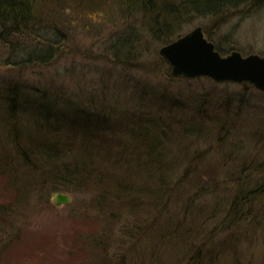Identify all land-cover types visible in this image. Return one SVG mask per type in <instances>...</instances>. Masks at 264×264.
Segmentation results:
<instances>
[{"label":"rangeland","instance_id":"obj_1","mask_svg":"<svg viewBox=\"0 0 264 264\" xmlns=\"http://www.w3.org/2000/svg\"><path fill=\"white\" fill-rule=\"evenodd\" d=\"M84 2L83 8L92 6ZM78 12L72 20L62 15L70 22L64 30L67 41L48 63L23 60L21 48H36V36L7 33L0 26V164L5 162L10 169L0 167V264H264V191L250 200L253 221L232 211L240 185L233 173H239L238 168L254 152L264 164V92L248 81L173 75L159 53L169 42L157 41L140 22V15H124L114 1L104 22L102 17ZM198 25L224 53L238 49L244 54H264V0L199 16L180 32ZM43 30L41 35L46 34ZM133 30H139L138 35ZM125 38L136 48L121 57L115 47ZM48 99L59 111L56 117L68 115L66 126L77 114L94 113L106 116L111 128L120 123L128 127L133 121H145L147 113L155 123L152 132H147L150 146L160 145L154 140L155 127L168 122L167 129L159 131L171 151L163 161L171 165L170 192L155 205L148 196L134 199V193L126 191L122 198L95 187L102 174L113 172L120 177L124 173V168L114 167L111 161L118 157L116 145L106 161L101 151L102 159H86L87 164L99 166L88 173L90 181L72 187L57 183L59 188H55L58 179L47 171L72 161L77 146L68 144L60 157L47 155V160L44 154L31 153L26 161L19 152L26 128L42 122L37 117L45 114L34 112L29 104L44 107ZM6 102L15 103V115ZM137 135H143L141 130ZM78 137L81 144L84 136ZM238 137L250 142L251 149H237L246 144ZM137 144L142 147L141 141ZM98 148L107 153L105 147ZM149 167L148 163L126 165L134 171L137 185L161 176L154 169L150 177ZM248 167L238 179L258 175L251 167L247 175ZM259 183H264V177H256L253 186ZM59 191L69 194L71 201L56 204L54 194ZM201 243L206 249L214 247L212 253L194 257Z\"/></svg>","mask_w":264,"mask_h":264},{"label":"trees","instance_id":"obj_2","mask_svg":"<svg viewBox=\"0 0 264 264\" xmlns=\"http://www.w3.org/2000/svg\"><path fill=\"white\" fill-rule=\"evenodd\" d=\"M84 1H90L92 6L83 8L82 5H85ZM112 1L120 7L122 12L126 13L124 15L128 16L130 12L136 14L135 16L140 15V22L143 21L145 27L150 29L156 40L162 41L163 43L167 41L170 42L172 37L176 33H179L186 23H190L199 16L216 15L217 13L225 12V10L227 12V10L237 8L244 3L247 4L249 1L251 3L261 2V0H57V2L56 0H0V26H2L7 33L17 32L19 34L22 33L23 35V32H29L36 36L38 39H36V48L33 46L31 47L30 45H27L28 48H21V52L24 54L23 60L28 62L35 61L48 63L55 56V53L58 52L61 47H64V43L67 41L64 30L70 27L67 25L70 22L64 17L65 15L68 19L72 20V14L75 11L78 12V10H83L88 17L98 19L102 17V22H104V19L111 14ZM55 2L57 5H54ZM55 6L57 7L55 8ZM106 8H109V12ZM54 12L57 13L56 16L53 15ZM63 14L64 16H62ZM43 29L46 31L45 35H41L40 33V30ZM138 32L139 30H133V34L138 35ZM208 34L207 36L210 38V34ZM179 35H181V32L178 36ZM210 39L212 40V38ZM40 42H46L47 44L44 47ZM215 44L222 53L225 52L221 45L217 43ZM115 48L117 49L115 52L117 54L120 52L121 56V54L124 55L132 50L134 52L136 47L134 42L130 41L129 38H125L119 40L117 47ZM12 88L14 89L15 86H12ZM10 96L15 97L12 93ZM5 105L9 107V111L15 115V103L6 102ZM29 105L34 112L36 111V113L45 112V118L44 115L43 117H37L42 120V122H37L33 128H26L27 135L25 136V139L27 141L23 138L24 145L22 146V150L21 148L19 149L18 146L19 152L22 153L21 157L24 156L26 161H28L29 155L34 153L44 154L43 156L46 160L48 158L56 159L57 157H60L63 148L65 149L68 144L70 148L72 146H77L76 151L78 152H76V157H74L72 161H63L64 163L61 166L56 164V166H52L53 169L47 171V173L49 172L47 175L58 179L53 185L55 188H59L57 183L72 187V184L80 186L85 181H90V174H93V172L90 171L97 169L99 166H95V164L93 165L91 162L87 164L86 159L100 158L98 154L101 151L100 155L103 160L106 161L104 158L109 154H113L110 150L116 145L119 146V149L117 150L118 157L111 158V161L113 162L114 167L119 169L124 168V173L120 177L117 173L113 174V172H111V174H102L101 178L96 180V183L94 184L95 187L106 189L109 194H111V192L117 193L118 195H121L122 198L126 197L124 195L126 191H128L127 193L130 195L134 193V199L137 198V196H148V199H150L149 202H154L155 205L163 200V197L170 192L172 186L168 185L167 177L168 173H170L169 170L171 169V165L170 163L165 164L163 161L171 151L166 148L165 138L160 136L164 131L163 128L167 129L165 125L168 122L163 126H161V124L158 126L159 128L161 127L162 132L159 131V128L155 127L156 132L154 140H156V144H160L157 147L156 145H148L147 139L149 138L147 137V132H152L155 123L154 120H150L151 116L147 113H145V121H139L138 124L133 121L131 122L132 125L128 127L124 123H120L119 125H114V128H111L112 126H109L108 123V121H111L106 116L107 119L94 113H88L85 117L81 113V115L77 114L75 118L68 123V126H66L67 124L64 122L69 120L68 115L64 113L63 115L56 117L59 111L56 110L55 105L51 104V99L46 100L44 107H42L40 103ZM168 114L169 116H176L171 112H168ZM135 123L137 129H134L135 126L133 124ZM110 124L112 125V123ZM190 128L193 130L198 129L196 125H191ZM79 130L84 136V140L81 144L76 141L81 134L80 132L78 133ZM137 130H141L143 135H137ZM122 133L123 138H120L119 135ZM127 134L130 136L124 138ZM238 138L245 140L246 144L241 143L237 145V149L246 147H250L251 149L252 145L250 142H247L243 137ZM139 141H141L142 147L137 144ZM161 143L163 144V148ZM17 144L19 145V142ZM98 147H105L107 153L100 150ZM250 149H248V151ZM47 155L48 158L46 157ZM183 155L185 154H181V156ZM257 156L259 157V153L254 152L251 154L246 158L247 160L244 164L242 163L243 166L240 164L241 168H238L240 172L233 173L234 180L240 184L237 185L238 193L232 204L233 214L238 216L245 215L243 218L250 219V221H253L254 219L252 218L253 215L251 209V204L253 202L251 203L250 200L255 198L254 194L256 196L257 193L264 191V183H259V185L253 186V181L255 182L256 177H264V164ZM146 161L151 167H149V170L144 171L150 172L148 175L151 177V172L155 173V169V171L160 173L161 176L155 175L152 177V180L149 178V180L145 181L143 185H137L138 183L134 176V171H128L126 165L132 164V166H134V164H136L137 166L142 165V163L147 164ZM6 166L7 163L1 162L0 167H2L4 171H10L8 166ZM59 166L61 167L60 171ZM248 166L251 167L252 171H256V174L258 175L238 179L237 175L242 173V170L244 171ZM250 167H248V170L246 171L247 175L252 172L249 170ZM141 171L145 173L143 170ZM180 182L182 183L183 179H181ZM178 184L179 183H174L173 186ZM199 185L204 187L202 184ZM222 224L224 227H227L225 222ZM207 238L208 236L205 240ZM206 242L208 243V241ZM202 245L204 244L201 243L198 246L194 257L199 256L205 251H210L212 253L210 249H213L214 247L206 249Z\"/></svg>","mask_w":264,"mask_h":264},{"label":"water","instance_id":"obj_3","mask_svg":"<svg viewBox=\"0 0 264 264\" xmlns=\"http://www.w3.org/2000/svg\"><path fill=\"white\" fill-rule=\"evenodd\" d=\"M159 53L169 63L174 75L207 76L216 81H248L264 92V54H244L238 49L222 53L201 25L165 44ZM54 195L58 205L71 201V196L65 192Z\"/></svg>","mask_w":264,"mask_h":264},{"label":"bare ground","instance_id":"obj_4","mask_svg":"<svg viewBox=\"0 0 264 264\" xmlns=\"http://www.w3.org/2000/svg\"><path fill=\"white\" fill-rule=\"evenodd\" d=\"M185 33H186V32H185ZM183 34H184V33H183ZM205 34H206V33H205ZM181 35H182V34H181ZM206 35H207V34H206ZM179 36H180V35H179ZM179 36H177V37H179ZM177 37H176V38H177ZM207 37H208V36H207ZM208 38H209V37H208ZM209 39H210V38H209Z\"/></svg>","mask_w":264,"mask_h":264}]
</instances>
